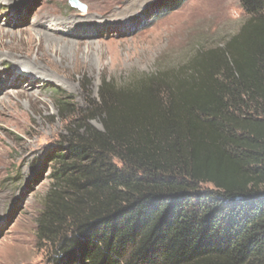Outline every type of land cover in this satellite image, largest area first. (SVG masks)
<instances>
[{
    "label": "trees",
    "instance_id": "1",
    "mask_svg": "<svg viewBox=\"0 0 264 264\" xmlns=\"http://www.w3.org/2000/svg\"><path fill=\"white\" fill-rule=\"evenodd\" d=\"M241 5L224 44L104 79L48 154L36 237L57 264H264V0Z\"/></svg>",
    "mask_w": 264,
    "mask_h": 264
},
{
    "label": "rangeland",
    "instance_id": "2",
    "mask_svg": "<svg viewBox=\"0 0 264 264\" xmlns=\"http://www.w3.org/2000/svg\"><path fill=\"white\" fill-rule=\"evenodd\" d=\"M79 1L86 11L71 0L0 3V27L7 33L1 37L0 55L26 51L24 42H11L13 34L23 40L33 34L39 40L32 24L36 15L98 20L92 27L82 24L79 37L70 30L51 49L43 41L52 61H39L50 75L39 84L30 85L23 76L15 85L12 58L0 61V264H57L52 250L40 247L36 237L37 218L51 185L47 156L70 127L84 122L104 79L120 82L159 67L183 65L198 46L224 44L247 19L241 0H187L172 10L167 0L137 1L121 19L113 17H121L135 0ZM38 40L33 57L40 54ZM60 93L71 102L69 109L59 105ZM91 124L102 128L99 121Z\"/></svg>",
    "mask_w": 264,
    "mask_h": 264
},
{
    "label": "bare ground",
    "instance_id": "3",
    "mask_svg": "<svg viewBox=\"0 0 264 264\" xmlns=\"http://www.w3.org/2000/svg\"><path fill=\"white\" fill-rule=\"evenodd\" d=\"M6 1L16 3L19 0H6ZM137 1H142L141 2V4H142L146 0H135V1H133L131 3V5L127 6L126 9L124 10V12H126V13L123 12L124 14L121 17H113V18H120L121 19L124 16L128 15L130 13L128 11L133 10L135 8ZM1 2H2V0H0V3ZM41 11H43V10H41ZM48 14L49 13L45 12V13H42L38 16L36 15V18L32 22V24L34 25V27L38 31L37 35H39V40L33 34H31L25 40H23V38H16L15 34L12 35L11 42L12 41L15 42V40H18V42L22 41V43L24 42L26 44L27 48H26L25 52L16 53V54L11 52L12 55H0V61L4 60L5 58L8 59V56H10L12 58V60L15 64V69L12 72L15 79H16L15 82L16 81L21 82V80H22L21 78L23 76L26 77L25 79L27 80V82L30 83V85H33V84L36 85V84H39L40 80L49 79L50 75L48 74V72L46 71L44 66L39 63V61H44V60L48 63H51V61H52L46 54V49L43 46V41L45 40V42H48V44H49L48 49H51L52 45H56V44H53L54 42L55 43L63 42L66 38H68V35L70 34L69 33L70 30L77 32V31H79V28L81 27L82 24L85 26L89 25V27H92L90 24H92L93 21H95V22L98 21L97 19H95L89 23L87 22L88 23L87 24V23H85V20H79L75 17H72L70 19L68 18L67 20H62L61 18L59 19L56 17L55 18L51 17V15H48ZM84 15H85V13L81 14V16H83V18L85 17ZM115 15L119 16L120 13H117ZM48 24H50L52 26L47 27ZM75 32H72V35H75V34H73ZM5 34H7V33L4 31V29H2V27H0V41H1V37H3ZM79 35L80 34H78V32H77L78 37H79ZM37 40L40 42V45H39V53L40 54L33 57V51L32 50L34 48V45L36 43H38ZM67 41H69V39H67ZM1 48H3V46ZM1 77H3V74L0 71V78ZM17 82L15 83V85L18 84ZM29 87H31V86H29ZM7 93H8V91H7Z\"/></svg>",
    "mask_w": 264,
    "mask_h": 264
},
{
    "label": "water",
    "instance_id": "4",
    "mask_svg": "<svg viewBox=\"0 0 264 264\" xmlns=\"http://www.w3.org/2000/svg\"><path fill=\"white\" fill-rule=\"evenodd\" d=\"M71 4H72V6L78 7L83 11H86V9H87V6L83 3H81L79 0H71Z\"/></svg>",
    "mask_w": 264,
    "mask_h": 264
}]
</instances>
